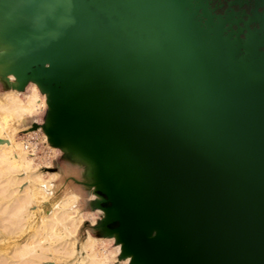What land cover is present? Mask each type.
<instances>
[{
    "label": "water",
    "instance_id": "1",
    "mask_svg": "<svg viewBox=\"0 0 264 264\" xmlns=\"http://www.w3.org/2000/svg\"><path fill=\"white\" fill-rule=\"evenodd\" d=\"M244 6L0 0V80L44 95L30 130L119 261L264 264V0Z\"/></svg>",
    "mask_w": 264,
    "mask_h": 264
},
{
    "label": "rangeland",
    "instance_id": "2",
    "mask_svg": "<svg viewBox=\"0 0 264 264\" xmlns=\"http://www.w3.org/2000/svg\"><path fill=\"white\" fill-rule=\"evenodd\" d=\"M0 92H4V87H0ZM41 112H38L37 119L27 118L22 123H16L17 125L14 122L11 123V118H3L0 122V149L7 145L8 149H10V146L13 148H11L12 150L7 149V151H5L6 156L5 159L3 158L4 160L0 159L3 160V162L1 161L2 163H0V165L2 164L0 167L3 173H7V176H13L18 179L11 187V190L14 191L13 196L28 194L30 196V201L26 205V210L29 209L31 212L34 211L30 216L26 217L25 215L22 217L21 222H19L20 224L15 227L12 234L4 235L5 233L0 232V257H11L10 259L15 260V258L11 256V252L15 247L22 245L24 241L35 232L42 220L46 217L49 218L51 213H58L62 209L70 212L73 208L69 209V207L73 204L80 205L81 199L83 200L86 196V190L70 181V177L80 180V172L78 174L77 170L71 169V172L63 177L55 173L58 172L57 170H59V167H64L66 160L61 159V156H56L57 151L55 152L53 149L49 148L46 141L43 139V132L41 129L38 127L37 129H39V131H31L32 133L27 132V129L24 130L29 127L32 121L38 125L42 123L44 112L42 110ZM2 117L3 116L0 115V118ZM7 123H11L12 129L16 130L12 131L10 129V133V130L7 129V127H9ZM3 125L6 127H4L6 130H3L4 128L1 127ZM14 126H16V128ZM9 138L11 139V143L9 142ZM12 143L15 145L19 144V147H15ZM23 156H26L29 160V166L22 163L21 157ZM33 174L39 175L41 177L40 180L32 179L33 177L31 176ZM41 180L44 184L40 182ZM70 189H76L80 197L77 200H70L68 202L70 204L67 203L66 207L61 208L59 202L65 198L66 195L64 193H67L66 190L70 191ZM93 199L94 196L92 195L89 199L90 202ZM8 201L9 198H4L0 203H7ZM83 208H79L78 213L72 215L73 217L76 214L81 215L80 217L76 215L80 218L79 223H77V228L73 233L67 234V236L64 237L66 246L68 245L69 250H74L75 256L58 254V252L55 251L53 254H55L57 258L59 257L56 263L69 264L74 257H79L82 258L81 264H90V258L79 249L80 243L85 241L87 236H90L97 239L95 242L97 255L99 257H107L109 264H118L113 240L100 238L94 234L93 226L100 216L90 209L88 204Z\"/></svg>",
    "mask_w": 264,
    "mask_h": 264
},
{
    "label": "bare ground",
    "instance_id": "3",
    "mask_svg": "<svg viewBox=\"0 0 264 264\" xmlns=\"http://www.w3.org/2000/svg\"><path fill=\"white\" fill-rule=\"evenodd\" d=\"M8 82L12 83L13 77L9 76ZM0 87H4V92H0V115L3 116L2 118H0V122L3 120V118H11V123L14 122L15 124H18L22 123L27 118L37 119L38 112H41V110L45 112L46 105L44 95L40 94L39 90L34 84H27L25 89L19 92L11 88L10 86H5V84H3V82L0 80ZM33 123L35 122L32 121L30 124ZM10 124H8L10 128L7 127V129H11L12 131L16 130H13ZM30 124L29 127L25 128L24 130L27 129V132L39 131V129L30 130ZM1 127L4 128L5 126L3 125ZM14 127L16 128V126ZM5 128L3 130H6ZM43 139L46 141V137L44 134ZM9 142L11 143V139L9 140ZM12 145L15 144L12 143ZM6 147H2L0 149V159H5V151H7L8 149V147ZM15 147H19V144H16ZM11 148L12 147L10 146V149ZM49 148L53 149L55 152L57 151L56 156H61V151L59 149L53 148L51 146H49ZM21 158L22 163L29 166V160L26 158V156H23ZM3 160H0V163H2ZM71 169L77 170L78 174L80 172L79 168L76 165L66 161L64 167H59V170H57L58 172L55 173L63 177L64 175L70 173ZM31 177H33L32 179L35 180H40L41 178L37 174H33ZM72 178L73 177H70V181L73 182ZM17 181L18 179H16L15 177L7 176V173H3V170L0 167V202L4 198H9V201L7 203H0V232L5 233L4 235L12 234L15 227L20 224L19 222H21L22 217H24L25 215L26 217H28L34 212H31L29 209L26 210V205L30 201V196L28 194L13 196L14 191L11 190V187ZM40 182H42V180ZM66 192L67 193H64L66 195L65 198L63 197L64 199L59 202L61 208L66 207L67 203L70 200H77L80 197L79 193L76 192V189H70V191L66 190ZM91 196L92 194L86 191V196L83 200L81 199L80 205L73 204L71 207H69V209L73 208L71 210L72 212L62 209L58 213H51L49 218L46 217L41 221L35 232H33V234L29 236V238L26 239L22 245L14 248V250L11 252V256L15 258V260L10 259L11 257L7 258L2 256L0 257V264H58L56 263V261L59 257L57 258V256L53 254V252L57 251L58 254H67V256L74 255V250H69L68 245L66 246L64 237L67 236V234L73 233V231L77 228V223H79L80 219L78 217H80L81 215L76 214L78 215V217L76 215L73 217L72 215L78 213L79 208H83L86 204H88L90 202L89 199L91 198ZM93 211L98 213L99 216L101 215V212L99 210L95 209ZM96 240L97 239L93 237L87 236L86 240L80 243L79 249L90 258V264H109L107 257H99L97 255V252L95 250ZM114 249L115 253L118 255L119 246L115 245ZM81 262L82 258L74 257L69 264H81ZM117 263L128 264V259L120 261L117 260Z\"/></svg>",
    "mask_w": 264,
    "mask_h": 264
},
{
    "label": "flooded vegetation",
    "instance_id": "4",
    "mask_svg": "<svg viewBox=\"0 0 264 264\" xmlns=\"http://www.w3.org/2000/svg\"><path fill=\"white\" fill-rule=\"evenodd\" d=\"M247 1L249 2V7H250L252 5V0H247ZM220 2L223 3V0H220ZM214 4H217V1H213L212 5H214ZM249 7L248 6H244V9L247 11Z\"/></svg>",
    "mask_w": 264,
    "mask_h": 264
}]
</instances>
